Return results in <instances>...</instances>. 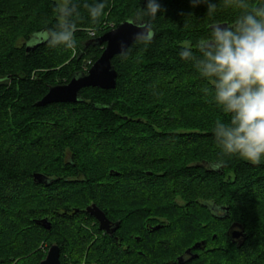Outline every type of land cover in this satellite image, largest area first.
Listing matches in <instances>:
<instances>
[{"label": "trees", "instance_id": "trees-1", "mask_svg": "<svg viewBox=\"0 0 264 264\" xmlns=\"http://www.w3.org/2000/svg\"><path fill=\"white\" fill-rule=\"evenodd\" d=\"M97 2L72 0L74 55L46 42L27 50L34 33L57 23L59 0H0V264H38L45 243L60 246L63 264H179L201 241L198 258L184 264H264V163L231 156L219 170L207 166L220 153L215 123L231 117L209 79L179 56L186 42L200 56L196 45L213 24H235L264 0H245L248 9L214 0L211 15L204 4L161 0L152 42L113 59L114 89L88 87L77 103L37 106L50 87L88 71L105 49L93 40L142 6L102 0L93 39L84 4ZM94 203L119 223L113 234L86 211ZM235 223L242 245L233 242Z\"/></svg>", "mask_w": 264, "mask_h": 264}, {"label": "clouds", "instance_id": "clouds-1", "mask_svg": "<svg viewBox=\"0 0 264 264\" xmlns=\"http://www.w3.org/2000/svg\"><path fill=\"white\" fill-rule=\"evenodd\" d=\"M193 7L204 4L211 15L216 10L214 0H189ZM233 0H225L229 5ZM238 7L248 9L245 0H235ZM91 16L92 26L86 31L96 37V23L105 16V4L98 0L94 5L84 4ZM57 23L33 34L28 46L46 42L49 47L63 45L76 53L79 17L72 0H62L54 8ZM161 0H142V6L129 16L126 23L137 29L134 43L149 44L155 38L152 21L159 12ZM211 36L196 45L200 56L191 45L184 43L179 56L192 61L200 74L209 79L214 89L217 107L230 115V122L217 120L213 128L214 139L220 149L219 156L205 163L211 170L226 165L224 157L239 156L253 164L264 163V3L258 4L239 16L235 24H213ZM119 53L126 59L131 48L121 43ZM90 62V61H89ZM204 91L208 93L209 88Z\"/></svg>", "mask_w": 264, "mask_h": 264}, {"label": "water", "instance_id": "water-1", "mask_svg": "<svg viewBox=\"0 0 264 264\" xmlns=\"http://www.w3.org/2000/svg\"><path fill=\"white\" fill-rule=\"evenodd\" d=\"M136 32V28L128 25L124 21L119 26L94 39L93 42L96 44H105V49L98 60L91 65L88 71L76 73L69 83L50 87L48 93L36 105L41 107L54 103H77L82 100L81 91L88 87H98L108 90L114 89L117 85L118 71L113 64V59L119 55L121 43L128 46L134 43L133 37ZM38 45L28 46L27 50L35 49ZM34 181L36 183L46 184L48 182L47 177L42 173H35ZM86 211L96 218L100 229L108 234H113L119 227V223L113 226V222L107 217L106 213L95 203L88 206ZM40 223L48 230L52 228V223L47 218L42 219ZM233 226L238 227L233 231L232 236L234 239L245 236L241 224L235 223ZM160 227V225H157L154 229L158 230ZM243 242L241 240L239 245H242ZM205 244V241L197 242L193 248L186 251L185 255L179 256L177 262L184 264L186 261L198 258L199 255L194 253L193 249H202ZM38 264H63L61 261L60 246L57 244L51 246L46 258Z\"/></svg>", "mask_w": 264, "mask_h": 264}, {"label": "rangeland", "instance_id": "rangeland-1", "mask_svg": "<svg viewBox=\"0 0 264 264\" xmlns=\"http://www.w3.org/2000/svg\"><path fill=\"white\" fill-rule=\"evenodd\" d=\"M59 2H62V0H59ZM105 24H106V23H105ZM113 25H114V22L111 21V22H109L106 26H110V27H112ZM106 26H103L104 29H105ZM96 32H97V31H96ZM75 54H76V53H75ZM75 54H74V55H75ZM74 55H73V56H74ZM154 226H156V225H154ZM47 247H48V244L45 243V244L42 246V248H41V250H42L43 252H46V254L48 253V250H49Z\"/></svg>", "mask_w": 264, "mask_h": 264}, {"label": "flooded vegetation", "instance_id": "flooded-vegetation-1", "mask_svg": "<svg viewBox=\"0 0 264 264\" xmlns=\"http://www.w3.org/2000/svg\"><path fill=\"white\" fill-rule=\"evenodd\" d=\"M113 226H114V224H113ZM233 230H234V228H233ZM233 230L231 231L232 234H233ZM241 238H242V237H240L239 239H234V238H233V242H235V244H236V243H239V242L241 241Z\"/></svg>", "mask_w": 264, "mask_h": 264}]
</instances>
